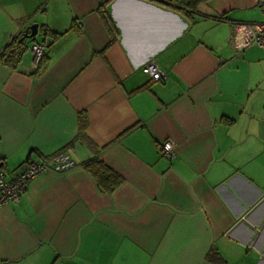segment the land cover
<instances>
[{
  "label": "crops",
  "instance_id": "0c3cea01",
  "mask_svg": "<svg viewBox=\"0 0 264 264\" xmlns=\"http://www.w3.org/2000/svg\"><path fill=\"white\" fill-rule=\"evenodd\" d=\"M102 1L0 0V53L41 34L0 64V173L61 152L76 164L0 207V264H264V49L234 41L264 22L257 0H199L191 17L112 0L113 42ZM150 60L164 81L142 72ZM93 159L122 178L111 195Z\"/></svg>",
  "mask_w": 264,
  "mask_h": 264
},
{
  "label": "built area",
  "instance_id": "2783aa9c",
  "mask_svg": "<svg viewBox=\"0 0 264 264\" xmlns=\"http://www.w3.org/2000/svg\"><path fill=\"white\" fill-rule=\"evenodd\" d=\"M256 8L264 18V0H257ZM234 41L238 43L240 48L257 46L264 49V22L253 26H240L234 34ZM44 50L42 44H34L31 47L35 66L42 58ZM142 72L155 82L166 79V73L153 60L145 64ZM159 149L162 156L169 159L175 157V143L172 140L164 141ZM75 167L76 164L70 156L65 152H61L42 160H27L24 171L9 180L6 179L3 173H0V207L8 203L18 202L27 191L30 182L38 176L46 173L63 174Z\"/></svg>",
  "mask_w": 264,
  "mask_h": 264
},
{
  "label": "trees",
  "instance_id": "16d2710c",
  "mask_svg": "<svg viewBox=\"0 0 264 264\" xmlns=\"http://www.w3.org/2000/svg\"><path fill=\"white\" fill-rule=\"evenodd\" d=\"M112 0H103L102 4L98 8V13L103 19L104 25L109 29L111 41H114L113 36L111 35L110 30V21L105 14L104 8L111 2ZM155 3H159L164 7L173 9L175 11H179L184 13L186 16L191 17L196 9V5L199 3V0H150ZM62 34L57 33H48L44 31V40L46 37L51 36L53 40L60 37ZM20 37L14 38L0 53V64L6 66L10 69H15L19 64L24 51H26V45L24 42H19ZM34 41V40H31ZM42 44V43H35ZM44 48H46L45 43L43 42ZM48 59V55L46 50H44V54L40 61L37 63L36 69H39L42 64ZM84 168L91 174L94 180L97 183L99 190L102 193L111 195L114 191L120 186L122 183V178L116 174L113 170L108 168L104 163H102L98 159H93L86 162ZM211 260L214 264H225L218 254H213L208 256V260Z\"/></svg>",
  "mask_w": 264,
  "mask_h": 264
},
{
  "label": "water",
  "instance_id": "95a60500",
  "mask_svg": "<svg viewBox=\"0 0 264 264\" xmlns=\"http://www.w3.org/2000/svg\"><path fill=\"white\" fill-rule=\"evenodd\" d=\"M38 34V25L34 24L30 26L20 37L19 42H24L26 40H34Z\"/></svg>",
  "mask_w": 264,
  "mask_h": 264
},
{
  "label": "rangeland",
  "instance_id": "374dc122",
  "mask_svg": "<svg viewBox=\"0 0 264 264\" xmlns=\"http://www.w3.org/2000/svg\"><path fill=\"white\" fill-rule=\"evenodd\" d=\"M40 37H41V34L38 33L37 36L34 38V40H35V39L38 40ZM30 42H32V41H31V40H26V41H24V45H28V44H30Z\"/></svg>",
  "mask_w": 264,
  "mask_h": 264
}]
</instances>
